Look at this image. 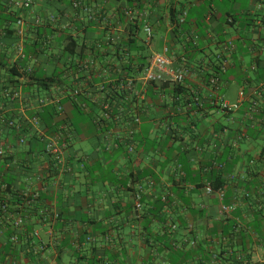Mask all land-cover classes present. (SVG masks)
Here are the masks:
<instances>
[{
	"label": "crops",
	"instance_id": "0c3cea01",
	"mask_svg": "<svg viewBox=\"0 0 264 264\" xmlns=\"http://www.w3.org/2000/svg\"><path fill=\"white\" fill-rule=\"evenodd\" d=\"M0 17L12 20L7 24L14 32L5 36L0 19V62L8 66L0 70V143L15 159L8 166L0 161L15 211L0 223V264H201L205 252L188 245L187 235L201 240L226 218L241 224L254 264H264V0H32L22 11L13 0H0ZM18 18L22 36L15 33ZM128 36L149 55L168 47L174 68L188 71L180 100H173L172 84L147 97L134 154L124 143L105 149L124 139L126 124L104 138L93 115L69 120L67 99L59 116H70L67 171L44 153L42 132L36 139L25 133L20 146L21 135L2 127L24 110L34 114L35 101L53 91L39 92L29 79L12 85L11 67L37 60L35 75L50 78L79 57L63 51L68 39L83 48L82 56L111 58ZM43 41L46 49L35 51ZM217 59L224 70L214 91L207 75H216ZM14 91L20 99L13 101ZM240 91V109L223 113L217 97L236 103ZM256 223L258 230L250 227Z\"/></svg>",
	"mask_w": 264,
	"mask_h": 264
},
{
	"label": "built area",
	"instance_id": "2783aa9c",
	"mask_svg": "<svg viewBox=\"0 0 264 264\" xmlns=\"http://www.w3.org/2000/svg\"><path fill=\"white\" fill-rule=\"evenodd\" d=\"M13 5L20 11L28 10L32 5V0H13ZM185 19L178 20V24H184ZM17 36L24 33V20L17 19ZM40 21H37V25ZM146 42L149 43L153 38V30L150 26L144 27ZM115 43L113 39H108V44ZM233 45L228 43L227 49L232 50ZM17 54L23 60L25 59L24 48L21 44L17 46ZM35 62V63H34ZM37 60L25 68H20V80L24 81L28 76L33 74ZM221 70H224L221 67ZM188 77V71L176 69L170 56L168 47H164L161 52L154 53L150 59L142 66L134 65L132 69L121 71L118 65H115L114 59L97 57L91 55L88 58H77L74 69L64 73L63 80L59 85L53 87V91L44 97L38 98L35 103L38 110H43L48 106H55L59 115L63 114L62 101L69 100L77 104L85 113L93 115V120L99 134L104 138H111L115 135L116 126L126 124L128 126L127 134L124 139L113 144H107L105 149L111 150L122 145L128 154H134L135 146V129L141 123V114L147 107V95L149 89L154 84L169 83L172 85L182 86ZM210 86L214 91L221 87L219 75L210 77ZM66 84V85H65ZM244 92H239V100L236 103H229L222 97H217L219 109L225 114L237 112L244 100ZM12 100L20 99V92L14 91L11 95ZM197 105L199 102L195 99ZM129 116V117H127ZM130 121L127 122L126 119ZM18 121H27L33 128H39L37 118H29L25 110ZM18 121L10 120V128L20 129ZM40 134V132H39ZM41 141L44 142V152L53 159L57 166L63 171H67V155L69 144L64 141V135L61 133L45 136L41 133ZM26 137L19 139V144H24ZM6 157V148L0 145V158ZM143 187L139 186L136 192V208L141 210V197ZM208 193L213 190L209 188ZM36 195L35 197H37ZM224 210H226L224 208ZM18 223H21L19 219ZM15 240V238H14Z\"/></svg>",
	"mask_w": 264,
	"mask_h": 264
},
{
	"label": "trees",
	"instance_id": "16d2710c",
	"mask_svg": "<svg viewBox=\"0 0 264 264\" xmlns=\"http://www.w3.org/2000/svg\"><path fill=\"white\" fill-rule=\"evenodd\" d=\"M2 13V12H1ZM1 20L5 23V25H2V32L5 33V36H9L13 31L9 29V26L7 24L8 21H12L8 18L0 17ZM178 24V22H177ZM178 24V27H182V25ZM47 42L43 41L42 43H35L34 48L35 51L36 49L39 48V50L44 48L46 49ZM117 49H115V52L111 54L110 60L114 59L115 65H118L119 69L123 72L126 70H130L133 68L134 65L137 66H142L144 65L150 57L153 55H149L144 52V48L140 46L139 43H137L136 40H134L132 37L128 36L126 42H123L120 44V47L117 45ZM42 50V51H43ZM35 51L31 52L34 53ZM64 52L70 53L72 56L75 55V53H79L78 58H88V56H82L81 53L83 52V48L80 47L77 42L70 38L68 41L65 43L64 47ZM141 52L143 54H141ZM26 53H30L29 50ZM95 55V54H92ZM97 57H103L106 58L105 55L96 53ZM108 58V57H107ZM30 64L27 65H21L19 67L13 66L9 69L10 77L11 80H13L11 83L12 85L15 84L17 85L20 80V73L19 69L20 68H25ZM212 69L215 72L216 75L220 76V70L223 65L222 61L217 59L215 61H212ZM75 65L68 66L64 64V67L62 71H57V73L50 78H42V77H37L35 74L36 69L35 67L33 68V74L28 76L26 79H29V81L34 80L37 88L40 91H50V89L56 85H59L60 82L63 80V75L65 72L74 69ZM8 66H6L5 63L0 62V70H5L7 69ZM208 77H212V74L207 75ZM25 79V80H26ZM24 80V81H25ZM165 84L169 83H163V84H154L148 91L147 97L149 98V94L151 92L157 91V89H161L164 87ZM66 85V84H65ZM173 89L175 91V94L173 95V100H180L179 95L177 93L181 92V87L180 85H173ZM192 96V95H191ZM14 101V100H13ZM70 102V101H69ZM72 104V113L66 116L65 118L60 119V115L57 112V108L55 106H48L44 108L43 110H38L34 114L28 116L29 118H37L39 120V128L35 129L32 127V125L27 122V121H18L19 119L15 120L18 121V125L20 126V129L16 128H10L8 126V123L11 119H5L4 124L2 127L6 131H12L14 134H20L21 137H26L25 133L32 134L31 137L38 138L39 132H42L43 135L49 136V135H54V134H59L61 133L64 135V141H66L68 144L70 142V134L69 131L66 129L68 128V119L71 121L73 120V113H78L80 115H85L86 113L74 102H71ZM65 105L66 103H62L63 107V114H65ZM129 117V116H127ZM130 118V117H129ZM127 118L126 121L129 122L130 119ZM59 119V120H58ZM74 124V123H73ZM69 129V128H68ZM20 139V138H19ZM27 141V138H26ZM26 141L24 144H26ZM19 144V140H18ZM21 144V145H24ZM3 145L6 150L9 148L6 144H1ZM20 145V146H21ZM45 153V152H44ZM50 158L49 156H47ZM51 159V158H50ZM52 160V163L54 166L58 167L56 162ZM0 161L8 166L12 163L15 162V159L13 157H9L6 151V157L0 158ZM59 169V168H57ZM4 176V175H3ZM3 176H0L2 180H0V223L1 222H7V217L11 214H14L13 211H11L10 208V203L9 201L6 200V197L8 194L11 193V187L10 183L7 182L6 179H3ZM22 200V198H20ZM164 201H167V198L164 199ZM250 227H254L256 230H258V223L252 224ZM241 224L238 223L235 219L233 218H226L222 219L220 223L214 225V232L211 234H208L204 236L203 239L198 240L197 238H194V236L189 233L187 236L189 237L186 241L188 245H192L193 247H197L199 250L203 249V252H205L204 255H201V264L207 262L210 263L211 261H218V264H254L253 261V249L247 247V239L248 236L246 234H243V231L241 230ZM220 232V233H217ZM12 234H9L8 237H10ZM16 236V234H14ZM13 237V235L11 236ZM215 247V248H214ZM211 248H214L213 253L210 252L212 250Z\"/></svg>",
	"mask_w": 264,
	"mask_h": 264
},
{
	"label": "rangeland",
	"instance_id": "374dc122",
	"mask_svg": "<svg viewBox=\"0 0 264 264\" xmlns=\"http://www.w3.org/2000/svg\"><path fill=\"white\" fill-rule=\"evenodd\" d=\"M234 90L236 89L235 87L233 88ZM73 116L77 119H79V117H81L82 115L78 114V113H73Z\"/></svg>",
	"mask_w": 264,
	"mask_h": 264
}]
</instances>
